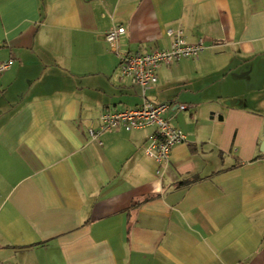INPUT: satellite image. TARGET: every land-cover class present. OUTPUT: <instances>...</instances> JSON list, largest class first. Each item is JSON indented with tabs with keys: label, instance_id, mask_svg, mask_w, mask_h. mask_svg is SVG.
Instances as JSON below:
<instances>
[{
	"label": "crops",
	"instance_id": "crops-1",
	"mask_svg": "<svg viewBox=\"0 0 264 264\" xmlns=\"http://www.w3.org/2000/svg\"><path fill=\"white\" fill-rule=\"evenodd\" d=\"M118 53L157 67L153 102L188 143L158 163L154 131L103 130L143 97ZM0 264H264V0H0ZM101 142V144L98 143Z\"/></svg>",
	"mask_w": 264,
	"mask_h": 264
},
{
	"label": "built area",
	"instance_id": "built-area-1",
	"mask_svg": "<svg viewBox=\"0 0 264 264\" xmlns=\"http://www.w3.org/2000/svg\"><path fill=\"white\" fill-rule=\"evenodd\" d=\"M122 26H112L104 33V39L109 48L116 52L119 58L118 69L121 76L130 79L143 97L138 106L126 107L120 110H103L99 117L96 128L90 126L87 133L91 139L106 129H118L129 131L153 126L154 131L144 148L147 156L156 162L162 163L168 160L170 151L175 144L188 143L184 132L172 125L164 113L170 107L179 110L189 107L188 104H173L170 102H153L145 97L146 89L156 82V70L160 64H169L180 58L197 57L203 50L202 40L188 43L183 36L181 28H169L166 34L171 38L170 45L165 49H154L151 51H132L124 54L118 53L117 44L123 33ZM11 60L0 62V72L5 70ZM101 144L100 141H98Z\"/></svg>",
	"mask_w": 264,
	"mask_h": 264
},
{
	"label": "water",
	"instance_id": "water-1",
	"mask_svg": "<svg viewBox=\"0 0 264 264\" xmlns=\"http://www.w3.org/2000/svg\"><path fill=\"white\" fill-rule=\"evenodd\" d=\"M262 146H264V141L261 142V146L260 147H262Z\"/></svg>",
	"mask_w": 264,
	"mask_h": 264
}]
</instances>
